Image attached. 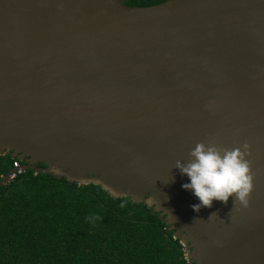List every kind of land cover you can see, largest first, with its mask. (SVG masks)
Here are the masks:
<instances>
[{"label": "water", "instance_id": "water-1", "mask_svg": "<svg viewBox=\"0 0 264 264\" xmlns=\"http://www.w3.org/2000/svg\"><path fill=\"white\" fill-rule=\"evenodd\" d=\"M201 141L250 145L247 208L193 210L175 162ZM0 154L21 161L0 184L31 169L143 202L191 264H264V0H0Z\"/></svg>", "mask_w": 264, "mask_h": 264}, {"label": "trees", "instance_id": "trees-1", "mask_svg": "<svg viewBox=\"0 0 264 264\" xmlns=\"http://www.w3.org/2000/svg\"><path fill=\"white\" fill-rule=\"evenodd\" d=\"M14 160L21 162L0 154V177ZM0 264L191 263L158 212L143 202L112 197L98 184L24 169L0 184Z\"/></svg>", "mask_w": 264, "mask_h": 264}, {"label": "clouds", "instance_id": "clouds-1", "mask_svg": "<svg viewBox=\"0 0 264 264\" xmlns=\"http://www.w3.org/2000/svg\"><path fill=\"white\" fill-rule=\"evenodd\" d=\"M248 155L250 145L247 142L228 148L212 141H201L190 150L186 163L175 162V167L190 180L182 187L191 190L200 201L192 205L194 211L198 212L201 207L210 208L214 200L227 204L229 197H233L234 205L249 206L254 174L251 161L246 159ZM125 203H121L120 207L123 208Z\"/></svg>", "mask_w": 264, "mask_h": 264}, {"label": "built area", "instance_id": "built-area-1", "mask_svg": "<svg viewBox=\"0 0 264 264\" xmlns=\"http://www.w3.org/2000/svg\"><path fill=\"white\" fill-rule=\"evenodd\" d=\"M19 166V163H18V161L17 160H14L13 162H12V167H18ZM20 170L18 169V170H16L14 173H12L11 174V177L16 173V172H19Z\"/></svg>", "mask_w": 264, "mask_h": 264}, {"label": "flooded vegetation", "instance_id": "flooded-vegetation-1", "mask_svg": "<svg viewBox=\"0 0 264 264\" xmlns=\"http://www.w3.org/2000/svg\"><path fill=\"white\" fill-rule=\"evenodd\" d=\"M157 212V211H156Z\"/></svg>", "mask_w": 264, "mask_h": 264}]
</instances>
